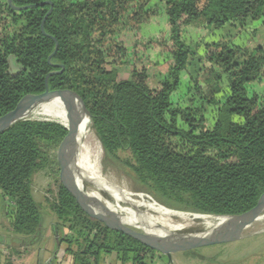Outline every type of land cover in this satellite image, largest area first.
<instances>
[{
	"label": "trees",
	"instance_id": "trees-1",
	"mask_svg": "<svg viewBox=\"0 0 264 264\" xmlns=\"http://www.w3.org/2000/svg\"><path fill=\"white\" fill-rule=\"evenodd\" d=\"M152 1L12 0L15 7H30L16 11L8 0H0V117L25 96L43 94L47 76L64 67L48 79V88L73 90L83 98L105 155L104 168L120 163L142 192L172 210L246 213L264 194V94L248 90L264 81V46L234 45L222 37L193 48L184 35L188 28L211 32L227 26L239 34L250 21L264 17V0H159L168 34L148 46L168 52L170 64L162 72L157 62L154 71L149 63L135 61L130 78L117 80L113 67L126 64L130 56L122 37L164 14ZM54 39L58 50L50 59ZM199 50L204 51L197 62L205 78L190 76V105L183 108L173 96ZM9 58L19 73H10ZM42 105L72 107L60 97ZM208 108H214L211 124ZM67 135L61 124L40 120L20 121L0 134V192L9 203L13 236L29 244L38 242L43 219L33 178L53 166L59 174L57 151ZM80 155L81 165L86 164L82 146ZM47 201L57 219V246L64 245L72 264H102V257L114 255L121 264H153L157 255L166 259L91 219L60 181L56 197ZM201 260L239 264L223 262L217 254Z\"/></svg>",
	"mask_w": 264,
	"mask_h": 264
},
{
	"label": "rangeland",
	"instance_id": "rangeland-1",
	"mask_svg": "<svg viewBox=\"0 0 264 264\" xmlns=\"http://www.w3.org/2000/svg\"><path fill=\"white\" fill-rule=\"evenodd\" d=\"M152 5H158L162 7V12L164 14L143 24L140 31H128L122 37L125 41V46L128 48V53L130 56L127 59L125 58L126 64H121L117 67H113V77L117 80H126L130 78L135 61H139V63L137 64L149 63L154 71L156 70V67L153 63L157 62L158 65H161L162 68H160V71L162 72L166 71V67L164 65L170 64V57L168 52L164 53L160 50H155L154 48L148 46L150 40H158L160 39V37H165L168 34V26L164 6L161 5L159 0H153ZM254 22L255 21H250L248 28L245 29V31L241 34H236L235 30L230 26L217 31L213 30L211 32L216 34V38L212 41L215 40L216 42L220 40V35L223 34V36L227 40H229V43L234 45L254 47L262 44V46H264V29H260L257 33H255V35L252 34V31L249 29V27H253V25L255 24ZM184 38L187 43L191 44L193 48L198 42H212L208 39L210 37H204L203 32H194L192 28H188L186 30ZM202 50L197 51V57L194 60V63H192V65L188 68L187 73H182V84L178 92H176L173 96V103L183 108L190 105V89L188 86L190 76L198 74V77H200V79L205 78L202 74L203 72L199 70L200 66L197 62V58L203 55L204 51ZM13 67L14 70L18 69V67L14 63ZM248 90L251 95L254 93L262 95L264 94V84L250 85ZM226 92L227 91H225L224 94L218 96L220 100H223V98L226 96ZM206 116L209 120L208 123L211 124L214 116V108H208ZM44 118L46 117H39L35 119L30 117V119L26 120H49L52 122H60L55 119ZM82 142L84 143V138L82 139ZM85 142L87 145H89L88 147L90 148V150L87 149L89 154L92 156H101V165L105 167L103 164L105 161V155H103L104 152L98 138L93 134ZM118 156L121 160H125L127 157V155L123 153H119ZM110 163L111 164L109 167L104 168V174L109 178L110 181H112L117 186L126 188L132 193L144 194L146 196V201L148 202H155L160 204L154 196L149 193L142 192L140 186L135 182L133 175L127 168L114 161ZM58 181H60V172L59 174H57V169L55 166H53L52 169L38 172L33 178V194L36 201L40 204L43 213L40 237L38 239V242H36L35 244H29L28 240H22V238L18 236H13L11 232V226L7 217L10 209L9 203L4 200L0 192V235L8 237L6 248H4V251L7 252L0 255V264H46V259H48L49 261L51 258L52 261L50 263L53 264H69L68 259L71 261L70 264L72 263L71 257L64 256V245L57 246L56 242L59 239L58 234L54 235L53 232V226L57 219L51 211L49 203L47 201L53 200L56 197L58 190ZM94 187L95 186L91 183H86L87 190ZM101 194L105 200L111 202L113 201V198L109 193L101 191ZM135 198L140 200L138 197ZM161 206L165 207L164 205ZM136 211L142 217V223L144 224V227L148 224V216H158L157 212H154L147 207H140L136 209ZM261 218L264 220V215H262ZM173 219L181 221L179 217H173ZM190 220H192V224L191 226H189V230H187L186 232L176 233L185 234L188 232H202L205 230V227L202 225L201 219L190 218ZM131 227L138 230L139 232H157L154 230L147 231L145 230V228H140L137 226ZM8 246L12 247L13 250H10ZM193 251L197 252L172 253L170 258L166 256V259L159 258V255H157L154 259L153 264H201L202 257H209L216 254L220 255V259L223 262H236L239 264H264V222L255 224L251 229L243 232L242 239L237 242L226 244L224 246H213ZM160 254L163 255L162 253ZM58 260L60 261L59 263L57 262ZM102 261H104L102 262V264H121L116 260L115 255L107 257L104 256L102 257Z\"/></svg>",
	"mask_w": 264,
	"mask_h": 264
},
{
	"label": "water",
	"instance_id": "water-1",
	"mask_svg": "<svg viewBox=\"0 0 264 264\" xmlns=\"http://www.w3.org/2000/svg\"><path fill=\"white\" fill-rule=\"evenodd\" d=\"M8 3L10 7L16 11L30 8L15 7L12 4V0H8ZM46 4L50 3H44L42 6H45ZM52 12L53 8L51 7L42 22L43 32L44 24ZM54 41L56 42L55 39ZM57 50L58 43L56 42L55 52L50 59L55 55ZM8 62L10 73L12 75L21 71L19 67L14 70L12 58H9ZM63 70L64 67H62L61 71L52 72L47 76L46 91L43 94L25 96L14 110L0 117V134L10 129L16 123L26 120V114L41 103L52 101L56 97L68 101L72 106V111L69 110L70 124L68 127L61 124L68 130V135L62 141L57 151V160L60 168V181L64 188L76 200L82 211L91 219L103 223L110 230L126 234L138 240L145 246L170 258L172 253L190 252L197 249L237 242L242 239L243 230L254 223L258 217L264 215V194L260 197L256 207L240 215L214 216L175 211L178 214H186L198 218H222L223 221L211 229L205 227V230L202 232H188L181 234L176 232L166 233L164 231L163 233L165 234L163 235L162 233L139 232L130 225L124 223L123 218L117 213L108 210L101 201L98 199H96V201L90 199V193L87 191L86 183H91L95 187H97V185L93 181L82 179L78 167V160L81 154V143L78 139V130L84 119L87 118L91 120L90 112L88 111L83 98L77 92L69 89L64 91H50L48 88V79L53 75L61 74ZM76 102L78 103L77 107L75 106ZM157 229L163 231L160 228ZM50 262L51 261H48L46 264H50Z\"/></svg>",
	"mask_w": 264,
	"mask_h": 264
},
{
	"label": "bare ground",
	"instance_id": "bare-ground-1",
	"mask_svg": "<svg viewBox=\"0 0 264 264\" xmlns=\"http://www.w3.org/2000/svg\"><path fill=\"white\" fill-rule=\"evenodd\" d=\"M77 107V106H76ZM69 110L72 111V107L69 106H57V105H42L39 104L25 116V119L46 117L60 121L59 123L68 127L70 124L69 120ZM44 118V119H46ZM95 135L93 124L91 120L84 119L80 124L78 130V139L81 143L83 151L88 156L86 164L81 165V155L78 160V167L80 169V177L84 180L93 181L97 187L90 188L87 191L90 193L89 198L93 201L98 199L101 201L108 210L117 213L123 218L124 223L130 226H137L140 228H145L147 231H157L156 233H166L169 232H186L189 230V226L192 224L190 218H198L189 215L178 214L173 210H168L167 208L161 206L155 202L146 201V196L144 194H135L130 192L124 187L117 186L112 181L109 180L104 174V167L101 165V156H92L87 151L90 150L89 145L86 144V140L92 135ZM84 138V143L81 141ZM91 144V143H90ZM100 146V145H99ZM92 147V146H91ZM104 155V154H103ZM101 191H105L110 194L113 201H107L101 194ZM138 197L140 200L136 199ZM140 207H147L150 210L158 213L157 215L148 216L149 221L147 226L144 227L142 223V217L138 214L136 209ZM179 217L180 220H174L173 217ZM202 220V225L207 229H211L223 221L222 218H200ZM264 220L260 217L256 219L254 223L246 227L243 232L251 229L255 224H260ZM146 225V223H145ZM157 228L162 229L159 231Z\"/></svg>",
	"mask_w": 264,
	"mask_h": 264
},
{
	"label": "crops",
	"instance_id": "crops-1",
	"mask_svg": "<svg viewBox=\"0 0 264 264\" xmlns=\"http://www.w3.org/2000/svg\"><path fill=\"white\" fill-rule=\"evenodd\" d=\"M254 23L255 24L253 25V27L252 28L249 27V29L252 31V34L255 35V33H257L260 29H264V17L262 19H260V20L255 21ZM248 26H249V23H248V25H246L245 29H247ZM192 29L194 30V32H203L204 33V37H206V38L210 37V38H208L210 41H212L213 39L216 38V34L215 33L209 32L206 29H195V28H192ZM245 29L242 30V31H239V33L241 34L242 32H244ZM215 31H217V30H215ZM222 37H224L223 34L220 35V38H222ZM212 42H215V40L212 41ZM263 84H264V81H262L261 83H258V85H263ZM7 238H8L7 236L0 235V255L7 252V251H4V248H6V245H7L6 244L7 243ZM49 261H52V258ZM47 262H48V259H46L45 263H47ZM57 262L59 263L60 261L58 260ZM68 262L70 264L71 261L68 259ZM62 264H64V263H62Z\"/></svg>",
	"mask_w": 264,
	"mask_h": 264
}]
</instances>
